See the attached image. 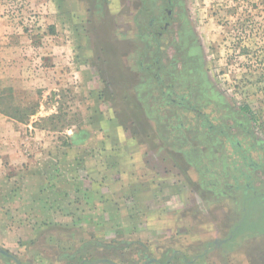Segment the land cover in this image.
I'll list each match as a JSON object with an SVG mask.
<instances>
[{
    "label": "rangeland",
    "instance_id": "1",
    "mask_svg": "<svg viewBox=\"0 0 264 264\" xmlns=\"http://www.w3.org/2000/svg\"><path fill=\"white\" fill-rule=\"evenodd\" d=\"M141 6L0 0V247L21 264H77L60 252L88 238L135 242L93 261L250 264L218 135L264 151V0H176L160 69Z\"/></svg>",
    "mask_w": 264,
    "mask_h": 264
},
{
    "label": "flooded vegetation",
    "instance_id": "2",
    "mask_svg": "<svg viewBox=\"0 0 264 264\" xmlns=\"http://www.w3.org/2000/svg\"><path fill=\"white\" fill-rule=\"evenodd\" d=\"M140 2L142 5L140 15L149 18L146 29L150 31L149 37L152 38V68L157 67L160 69L162 65L159 56L162 51L161 36L176 22L173 10L176 0H140ZM148 68L150 69L151 65ZM164 72L172 73V79L178 77L174 69ZM169 85L173 86L174 84ZM167 93L172 95L176 92L170 89ZM224 127L230 128L231 125ZM244 132L248 133L250 131L244 129ZM218 136L224 138L225 149L222 156L218 155L220 157L218 161L224 162V155L227 157V163L224 166L231 174L229 176L231 180L229 184L231 188L230 196L234 199L243 196L244 200L243 207L237 210L241 215L238 224L241 227L237 230L243 232L246 241H249L250 264H264V151L262 147L256 146L254 142L248 144L245 141L244 144L241 140H238L236 134L231 135L224 129L219 131ZM231 155L234 157L233 159L230 158ZM208 247L210 249L211 244ZM176 251L168 258L167 262L175 255L182 254ZM82 262L84 263V261Z\"/></svg>",
    "mask_w": 264,
    "mask_h": 264
},
{
    "label": "trees",
    "instance_id": "3",
    "mask_svg": "<svg viewBox=\"0 0 264 264\" xmlns=\"http://www.w3.org/2000/svg\"><path fill=\"white\" fill-rule=\"evenodd\" d=\"M141 39H143V37ZM145 42H147V41H145ZM145 47L147 48L145 51H149L151 46L147 42V45ZM143 66H144V64L142 65V67ZM160 82H162V84H163V79L162 78L157 80L158 86H159ZM162 93H163V90H162ZM164 94L165 93H163V95ZM33 113L34 112L28 114V116L33 114ZM57 118H60V116L51 115L49 117V120H55ZM64 126H65V123L61 124L62 128ZM54 127H58V124H55ZM63 227H67L69 229L68 230V234H69L70 240L75 239V237L71 234V232L73 230L71 231L69 226H63V225L59 226V228H63ZM112 242L113 243H110V244H103L99 240H95V239H92V238L84 239L82 241H77V242H74L75 248L72 251L60 252L59 258L74 260V261H76L77 264H80L82 261H84L83 264H91V263H93L92 262L93 259H89L88 258V254L90 253L89 247L95 246L98 249H104V250H123V249L129 248L131 244L135 243L133 241H128V240H123V241L120 240L119 242L116 241V240H113ZM122 242H125V245L122 244Z\"/></svg>",
    "mask_w": 264,
    "mask_h": 264
},
{
    "label": "crops",
    "instance_id": "4",
    "mask_svg": "<svg viewBox=\"0 0 264 264\" xmlns=\"http://www.w3.org/2000/svg\"><path fill=\"white\" fill-rule=\"evenodd\" d=\"M46 187H50V185L49 184H47V186ZM51 187H54L53 185L51 186ZM54 189V188H53ZM14 199H16L13 195H12V197L9 199V201H13ZM87 201V200H86ZM75 207H84L83 205H75V204H73ZM51 211H57V213L59 214V210L57 209V208H55V209H51ZM8 213L9 212H7V213H2V214H0V216H1V218H0V228H4V229H6L7 231H9L10 230V227H11V225L12 224H14V223H16L15 221H11V220H9V216H8ZM100 213V212H99ZM78 214L79 215H82V224H84L85 222H86V219H85V217L87 216V210H83L82 208H81V210L80 211H78ZM79 219V217H77V216H75V220H78ZM70 224V223H69ZM25 227H26V225H24ZM78 226H81V225H78ZM37 228H38V226H36ZM28 228H30L31 229V232L34 234V232H35V230H33V227L32 226H29ZM83 229V228H82ZM23 228H21V229H19V232L18 233H20V234H22L23 232ZM24 237V236H23ZM33 237L34 236H28V240L30 241V240H32L33 239ZM25 238V237H24ZM9 243V242H8ZM0 245H2V243H1V241H0ZM8 248V247H7ZM12 251V250H11Z\"/></svg>",
    "mask_w": 264,
    "mask_h": 264
},
{
    "label": "water",
    "instance_id": "5",
    "mask_svg": "<svg viewBox=\"0 0 264 264\" xmlns=\"http://www.w3.org/2000/svg\"><path fill=\"white\" fill-rule=\"evenodd\" d=\"M214 244H219L220 241L217 239L215 241H213ZM176 252H179V251H176ZM0 253L4 254L5 256H9V257H14L11 253H9L7 250L3 249L2 247H0ZM15 260L17 262H19L16 258ZM151 262H156L157 264H162L161 261L155 259V258H150V257H147V263H151ZM93 263H109V264H117L115 261L109 259V258H101V259H98L96 261H93ZM19 264H21L19 262ZM83 264V262L81 263Z\"/></svg>",
    "mask_w": 264,
    "mask_h": 264
}]
</instances>
